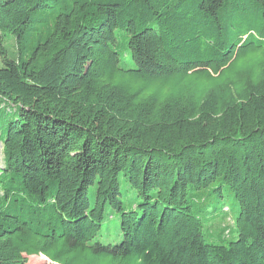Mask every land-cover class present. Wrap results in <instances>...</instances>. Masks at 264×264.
I'll return each mask as SVG.
<instances>
[{
    "label": "trees",
    "instance_id": "obj_1",
    "mask_svg": "<svg viewBox=\"0 0 264 264\" xmlns=\"http://www.w3.org/2000/svg\"><path fill=\"white\" fill-rule=\"evenodd\" d=\"M0 58V264H264V0H0ZM214 185L236 240L189 198Z\"/></svg>",
    "mask_w": 264,
    "mask_h": 264
},
{
    "label": "rangeland",
    "instance_id": "obj_2",
    "mask_svg": "<svg viewBox=\"0 0 264 264\" xmlns=\"http://www.w3.org/2000/svg\"><path fill=\"white\" fill-rule=\"evenodd\" d=\"M9 54L13 58L18 57V50L16 41L13 38L7 39L5 42ZM118 51L122 56V67L131 69L135 68V62L131 57L129 49L125 45V38L123 32L119 30V44ZM2 60L0 58V67ZM4 165L3 145L0 143V166ZM121 184V200L125 210L130 211L137 208L138 204L142 201L137 191L128 183L126 178L120 176ZM217 185L207 189L206 192L190 191L189 198L195 206L196 214L200 215L204 224V233L209 241H233L237 238L235 219L239 212V203L234 198V195L229 189L215 191L209 194L208 190H213ZM95 188H91L89 198L91 205L95 202ZM121 213L108 205L106 207V218L102 225L99 234L93 242H101L103 244H117L123 240V233L120 229ZM27 264H56L54 262L46 261L41 255L28 256Z\"/></svg>",
    "mask_w": 264,
    "mask_h": 264
}]
</instances>
